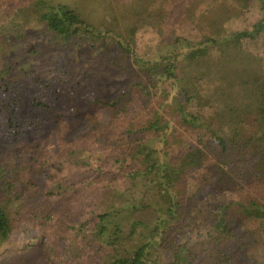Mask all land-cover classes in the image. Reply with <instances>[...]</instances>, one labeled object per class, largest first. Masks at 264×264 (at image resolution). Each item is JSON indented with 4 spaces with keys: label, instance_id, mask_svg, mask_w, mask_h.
Returning <instances> with one entry per match:
<instances>
[{
    "label": "trees",
    "instance_id": "16d2710c",
    "mask_svg": "<svg viewBox=\"0 0 264 264\" xmlns=\"http://www.w3.org/2000/svg\"><path fill=\"white\" fill-rule=\"evenodd\" d=\"M232 2L236 17L254 10L258 20L228 32L219 22L232 16L221 11L197 41L166 25L168 13L153 18L163 39L148 31L140 40L146 16L107 29L66 1L18 2L15 14L0 8V31L16 18L23 28L42 26L12 50L0 36V134L12 146L7 157L26 165L9 168L0 156V257L29 243L49 264H161L160 250L171 264H196L204 252L210 264H260L247 255L261 236L264 260V0ZM53 47L67 49L69 62L59 66ZM88 58L97 67L85 75L97 79L99 95L94 110L76 115L69 82ZM8 74L38 86L28 109ZM50 92L56 103L46 102ZM80 126L99 145L71 155L72 189L49 191L51 174L36 180L27 170L40 160L53 165L58 152L45 135L54 131L59 147L68 145ZM109 128L122 138L112 148L100 138ZM205 137L219 150L214 161H202L200 147L179 149ZM1 197L22 199L18 219ZM228 241L239 242L236 250Z\"/></svg>",
    "mask_w": 264,
    "mask_h": 264
},
{
    "label": "rangeland",
    "instance_id": "374dc122",
    "mask_svg": "<svg viewBox=\"0 0 264 264\" xmlns=\"http://www.w3.org/2000/svg\"><path fill=\"white\" fill-rule=\"evenodd\" d=\"M59 1H66L75 5L87 19L93 21L97 26H103L107 29L111 27L113 29H121L124 24L127 23L126 21L132 20V18H141L146 16L150 25L139 24L138 29L136 30L137 37H139L140 40L141 37L144 38L151 36L148 31L151 33L156 31L159 32L158 30H160V28L153 18L161 12L163 15L166 13L169 14L166 19V25L176 28L178 35L192 38L195 41L205 39L212 33V31H214L211 27V21L215 15L221 11L222 15L228 14V16L231 15L233 17H230V20L219 22L220 24L223 23V27H225V30L228 32L240 30L244 27H251V25L258 20L257 12L254 10L247 12L244 11L241 16L236 17L234 14L236 12L235 8L237 7V3L232 2V0H0V8L9 11L13 10V14H15L16 9L14 6L18 2L23 7H30L38 3L43 7H46L48 3ZM225 8H227L230 12L223 10ZM30 18L32 19L33 17ZM30 27L37 31L42 29L41 24L37 25L36 21L30 24L28 28L21 27L20 19L17 18L12 21L9 20L3 22L1 26L2 31H0V36L3 41V49L12 50L16 46L17 38L19 36H24ZM159 33V39H163L164 37L161 35V32ZM44 36L46 38H50L52 36V32L47 34L43 33L42 38H44ZM258 40H264V33L258 38ZM254 47L256 48V46ZM57 51L60 52L57 53ZM67 52V49L60 48L55 50L53 47L50 57L56 56L58 58L57 64L59 66H63L64 62H69L70 60V56ZM92 60V58H88L82 64L79 72L75 75V80L69 82L73 92L70 99L71 110L76 115H82L87 111L94 110L91 103L92 100L99 95V90L95 82L97 79L93 77L89 78L85 75L86 72L90 71V73H92V71H96L97 64L95 65ZM2 63L3 59L0 58V70L2 69ZM7 76L9 78L11 77V83L13 84L15 92L19 94L22 99V110L28 109L27 107L30 102V95L40 93L38 86L36 84L31 85L28 81H21L19 77H13L9 74ZM108 82L111 84L114 80L112 78H108ZM50 94L51 96L46 98V102L56 103L55 94L52 92H50ZM96 114L102 116V112L99 110H97ZM108 130L109 131L100 136V138L101 141H103L104 146L112 148L116 143L118 144L119 140L122 138L118 135L115 128H109ZM52 133H50V135H45L44 137L46 139H50L51 144H53V150L51 149V151L54 152L55 148V151L58 152L53 165L49 168L44 160L39 161L38 159L39 162L33 164L31 171L27 170V172H31L36 180L39 178L43 179L47 174L48 176L51 174L48 178V182H45L47 189H49V191L62 194L66 190L72 189L76 181V177L72 174L70 169L69 159L71 155L93 147H98L99 141L95 139V136L91 134L89 129L80 126V128L74 131L71 142L68 145L59 147V143L57 142L58 138L54 131ZM203 139L204 140L200 145H197L193 139H187L185 142L180 143L179 149L182 151H189L191 149L197 150V148L200 147L202 151L200 153L202 161L211 162V160H215L219 157V150L213 149L212 145L207 140V137ZM57 143L58 145L56 146ZM0 147L6 153L1 154L0 156L3 157V159L6 158L8 160V167L19 169L23 162L21 163L15 160V158L12 159L7 157L8 153L12 151V146L1 134ZM23 166L26 167L24 163ZM48 169H51V172H47ZM140 188L141 187L132 189L133 193ZM129 196H131V193L128 197ZM1 198H3L2 200L4 203L9 206L11 212L15 213L17 211L16 218L18 219V217H20L19 212L23 208L22 199L16 197ZM218 198L219 197H216L215 200L218 201ZM135 215H137V217H144L139 213H136ZM27 219L28 218H24L19 221L20 225L25 229L30 226ZM34 231L36 230L32 227L29 234L34 233ZM203 231L205 230L203 229ZM182 238L185 239V235ZM262 240L263 238L259 236L257 241L253 240L251 242L252 247H250L249 250L250 254L247 255L251 258H249V261L260 259V264H264V260L261 258L262 253L259 254V247H261ZM228 243H231V245L233 244V250H236V247L239 244V242L234 243L232 241H228ZM73 249L77 250L76 247H73ZM158 254L161 264H171L170 254L168 252L160 250ZM0 264H49V262L43 248H39L36 244L34 246H30L28 243L26 248L7 251L6 254L0 257ZM196 264H210L207 253H202Z\"/></svg>",
    "mask_w": 264,
    "mask_h": 264
}]
</instances>
